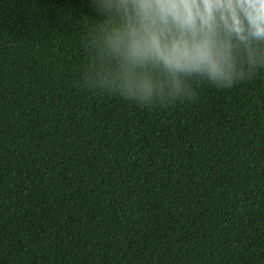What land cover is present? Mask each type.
<instances>
[{
	"label": "trees",
	"instance_id": "trees-1",
	"mask_svg": "<svg viewBox=\"0 0 264 264\" xmlns=\"http://www.w3.org/2000/svg\"><path fill=\"white\" fill-rule=\"evenodd\" d=\"M89 0H0V264H264V68L141 103Z\"/></svg>",
	"mask_w": 264,
	"mask_h": 264
},
{
	"label": "clouds",
	"instance_id": "clouds-1",
	"mask_svg": "<svg viewBox=\"0 0 264 264\" xmlns=\"http://www.w3.org/2000/svg\"><path fill=\"white\" fill-rule=\"evenodd\" d=\"M106 83L148 103L190 81L227 89L264 68V0H89Z\"/></svg>",
	"mask_w": 264,
	"mask_h": 264
}]
</instances>
